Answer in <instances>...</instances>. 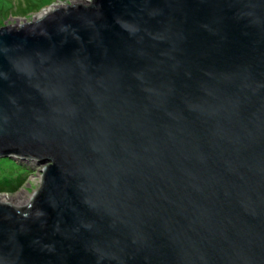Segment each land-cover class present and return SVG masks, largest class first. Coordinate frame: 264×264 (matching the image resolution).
I'll list each match as a JSON object with an SVG mask.
<instances>
[{
  "label": "water",
  "instance_id": "water-1",
  "mask_svg": "<svg viewBox=\"0 0 264 264\" xmlns=\"http://www.w3.org/2000/svg\"><path fill=\"white\" fill-rule=\"evenodd\" d=\"M0 264H264V0H64L0 27Z\"/></svg>",
  "mask_w": 264,
  "mask_h": 264
},
{
  "label": "rangeland",
  "instance_id": "rangeland-1",
  "mask_svg": "<svg viewBox=\"0 0 264 264\" xmlns=\"http://www.w3.org/2000/svg\"><path fill=\"white\" fill-rule=\"evenodd\" d=\"M64 0H0V27L54 2ZM44 164L0 157V193L21 196L27 202L39 187ZM25 202V203H26ZM23 203V204H25Z\"/></svg>",
  "mask_w": 264,
  "mask_h": 264
},
{
  "label": "bare ground",
  "instance_id": "bare-ground-1",
  "mask_svg": "<svg viewBox=\"0 0 264 264\" xmlns=\"http://www.w3.org/2000/svg\"><path fill=\"white\" fill-rule=\"evenodd\" d=\"M0 201L16 203V204H23L26 202L25 199H23V197L21 196V193L16 195H8V194L0 193Z\"/></svg>",
  "mask_w": 264,
  "mask_h": 264
}]
</instances>
